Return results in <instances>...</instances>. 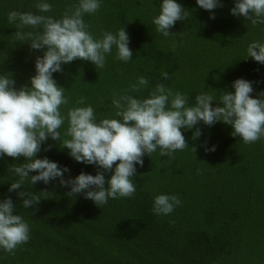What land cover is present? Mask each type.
Instances as JSON below:
<instances>
[{"label":"trees","instance_id":"trees-1","mask_svg":"<svg viewBox=\"0 0 264 264\" xmlns=\"http://www.w3.org/2000/svg\"><path fill=\"white\" fill-rule=\"evenodd\" d=\"M37 2L0 0V75H11L16 89L31 87L35 61L43 50H32L30 41L16 40L17 29L8 22V13L31 12L59 20L70 6L79 4V0H46L52 11L41 13L34 7ZM99 2L96 13L83 16L87 31L101 39L105 32L116 34L125 28L133 56L128 62L117 60L113 46L103 68L79 59L62 65V72L53 73L69 99L60 108L62 115L72 107L90 105L97 122L119 119L111 107L114 96L148 98L158 83L186 95L187 106H194L202 93L213 97V107L220 105L223 92L234 93L231 86L239 78L252 82V98L264 92V64L247 57L250 43H264V24L254 26L243 16H233L236 0H220L223 6L212 11L200 8L197 0H176L188 16L177 21L167 37L157 33L152 23L162 0ZM213 13L215 19L210 18ZM141 76L148 85H137L139 92L129 91ZM79 97L86 98L85 104L75 103ZM67 127L66 120L59 129L62 139ZM197 129L201 135L193 139ZM181 131L188 148L172 157L161 156L159 149L145 155L143 167L136 164L131 178L134 196L110 198L100 208L83 194L69 197L70 187H62L59 178L33 185L29 177L20 189L9 192L11 183L19 180L10 169L26 160L0 157V202L11 198L13 214L20 215L30 229L28 242L18 246L15 255L0 248V264H264V138L245 144L223 122L211 127L200 122ZM49 145L51 150L46 151ZM213 146L215 151H205ZM36 158L67 167L65 180L98 171L95 165L76 162L50 137ZM104 174L108 180L114 173ZM20 191L39 195L41 201L24 208ZM161 194L181 200L169 215L152 211L154 198Z\"/></svg>","mask_w":264,"mask_h":264},{"label":"clouds","instance_id":"clouds-1","mask_svg":"<svg viewBox=\"0 0 264 264\" xmlns=\"http://www.w3.org/2000/svg\"><path fill=\"white\" fill-rule=\"evenodd\" d=\"M197 5L208 11L223 6L220 0H197ZM100 6L99 0H79V4L70 6L59 20L31 12L8 13V22L15 24L17 29L16 40L30 41L32 50H43V56L35 61L36 74L30 78L31 87L25 85L16 89L11 75H0V157H24L26 160L23 164H13L10 169L19 180L11 183L9 192L20 189L29 177L33 185L41 181L48 184L59 178L62 187H70L69 197L83 194L100 208L110 198L134 196L136 188L131 178L136 175V164L143 167L145 155L151 156L159 149L161 156L172 157L177 150L188 148L181 129H193L200 122L209 127L223 122L232 127L231 135L240 137L245 144L264 138V92L259 98H252V82L243 78L233 82L234 93L223 92L222 106L213 107V97L206 93L196 96L194 106H187L186 95L173 93L158 83L148 98L137 99L128 94L114 96L111 107L116 109L119 119L105 118L97 122L90 105L72 107L66 116L62 115L60 108L67 105L69 99L64 95L65 89L53 79V73L63 71L62 65L79 59L103 68L113 46L117 49V60L128 62L132 59L125 28L116 34L105 32L101 39H94L87 31L83 16L96 13ZM34 7L41 13L52 11V5L46 0H39ZM231 14L245 17L254 26L264 24V0H236ZM187 16L176 0H162L160 13L152 23L157 33L167 37L175 23L186 20ZM210 18L215 19V14ZM25 27L35 31L25 33L22 31ZM175 47L174 43L173 50ZM247 57L264 64V43H250ZM162 76L168 79L167 72ZM137 85L147 86L148 80L139 77L129 91L139 92ZM85 101V97H79L75 103L82 105ZM66 120L68 127L63 133L66 138L62 139L59 129ZM200 135L197 129L193 139ZM49 137L58 141L61 149H68L76 162L95 165L97 174L81 172L65 180L64 173L70 171L67 167L61 168L47 158H36ZM192 149L196 152L195 147ZM45 150H51V145ZM205 151H215V146ZM31 172L38 174L30 175ZM105 172L114 174L106 180ZM41 192L45 196L48 194ZM18 196L24 198V208H33L41 201L39 195L25 191H20ZM180 204L177 195L161 194L154 198L152 211L156 215H169ZM13 209L11 198L0 202V248L15 255V249L28 242L30 229L20 215L13 214Z\"/></svg>","mask_w":264,"mask_h":264}]
</instances>
